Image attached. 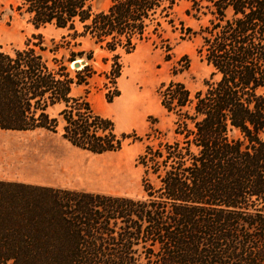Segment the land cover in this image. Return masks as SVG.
<instances>
[{
	"label": "trees",
	"instance_id": "obj_1",
	"mask_svg": "<svg viewBox=\"0 0 264 264\" xmlns=\"http://www.w3.org/2000/svg\"><path fill=\"white\" fill-rule=\"evenodd\" d=\"M95 1L20 0L17 10L114 53L99 74L108 102L121 94L118 51L152 42L170 60L172 35L200 40L210 78L195 91L161 83L175 139L139 155L143 197L0 180V264H264V0H110L99 11ZM183 1L197 28L178 15ZM62 40L51 58L41 42L0 51V129L61 131L94 154L121 150L129 135L88 98L94 50L67 47L59 58L71 43ZM78 59L86 64L72 68ZM177 64L174 76L190 59Z\"/></svg>",
	"mask_w": 264,
	"mask_h": 264
},
{
	"label": "rangeland",
	"instance_id": "obj_2",
	"mask_svg": "<svg viewBox=\"0 0 264 264\" xmlns=\"http://www.w3.org/2000/svg\"><path fill=\"white\" fill-rule=\"evenodd\" d=\"M19 2L0 0V51L12 52L15 48L41 42L46 48L45 54L51 58L54 56L51 52L54 41L62 43L63 36H67L71 43H64L59 48L56 54L59 58L68 57L69 48L93 49L91 64L97 74L91 81L88 98L96 112L114 121L118 134L126 133L129 137L117 152L94 154L73 146L61 136V131L0 129V180L49 184L56 188L94 193L145 196V168L138 160L139 155L146 145L157 146L160 141L175 139L176 115L163 108L158 89L162 82L168 83L171 79L185 82L192 91L204 87V81L210 78L212 69L198 55L200 40L193 38L177 43L178 39L172 35L174 48L170 60H166V52L152 42L141 43L132 53L120 49L122 74L118 87L121 94L108 102L103 87L106 78L99 74L111 68L114 53L94 46L88 38L73 39L68 36L72 31L66 28L52 24L35 26L28 14H21L17 10ZM109 3L110 0H96L94 10L106 9ZM188 5V1H183L177 13L189 25L197 28L198 22L184 13ZM183 55L189 57L190 67L174 76V66H179L177 61ZM104 57L108 58L106 63ZM75 92L83 94L85 87ZM51 112L56 114L57 108L51 109ZM154 129L160 133L154 132ZM121 156L122 162L118 160Z\"/></svg>",
	"mask_w": 264,
	"mask_h": 264
},
{
	"label": "water",
	"instance_id": "obj_3",
	"mask_svg": "<svg viewBox=\"0 0 264 264\" xmlns=\"http://www.w3.org/2000/svg\"><path fill=\"white\" fill-rule=\"evenodd\" d=\"M71 64H73L72 65L73 68H80V67H82L83 65L86 64V61L83 60V59H80V60H77L75 62H71Z\"/></svg>",
	"mask_w": 264,
	"mask_h": 264
},
{
	"label": "bare ground",
	"instance_id": "obj_4",
	"mask_svg": "<svg viewBox=\"0 0 264 264\" xmlns=\"http://www.w3.org/2000/svg\"><path fill=\"white\" fill-rule=\"evenodd\" d=\"M71 65H73V64H71ZM120 162H122L123 161V158H122V156L118 159Z\"/></svg>",
	"mask_w": 264,
	"mask_h": 264
},
{
	"label": "crops",
	"instance_id": "obj_5",
	"mask_svg": "<svg viewBox=\"0 0 264 264\" xmlns=\"http://www.w3.org/2000/svg\"><path fill=\"white\" fill-rule=\"evenodd\" d=\"M40 185H43V184H40ZM44 186H52V187H56V186H54V185H49V184H48V185L46 184V185H44Z\"/></svg>",
	"mask_w": 264,
	"mask_h": 264
}]
</instances>
